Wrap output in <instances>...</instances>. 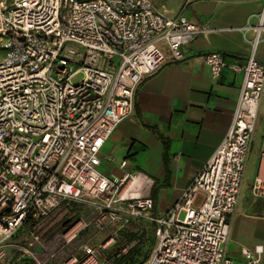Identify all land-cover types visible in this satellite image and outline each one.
<instances>
[{
	"label": "built area",
	"instance_id": "1",
	"mask_svg": "<svg viewBox=\"0 0 264 264\" xmlns=\"http://www.w3.org/2000/svg\"><path fill=\"white\" fill-rule=\"evenodd\" d=\"M231 29L246 40L254 33L244 64L228 65L217 51L201 57L214 78L226 66L242 73L232 121L180 198L156 213L142 185L125 188L134 174L101 172V149L134 113L139 84L215 29L151 0H0V264L22 256L31 264H110L128 247L108 253L113 237L94 241L133 218L146 219L155 239L141 264H234L226 252L230 217L264 98V63L255 56L264 5ZM258 198L260 175L251 186V200ZM19 232L23 244L13 241ZM262 251L242 246L240 255L262 264Z\"/></svg>",
	"mask_w": 264,
	"mask_h": 264
},
{
	"label": "crops",
	"instance_id": "2",
	"mask_svg": "<svg viewBox=\"0 0 264 264\" xmlns=\"http://www.w3.org/2000/svg\"><path fill=\"white\" fill-rule=\"evenodd\" d=\"M151 1L168 15L181 13L192 22L206 23L215 29L196 36L184 46L181 60H169L139 84L134 113L116 126L101 149V172L116 177L124 172L134 174L125 188L142 185L140 194L149 195L153 211L162 213L175 204L209 160L232 121L237 101L242 73L226 66L214 78L201 56L217 51L228 65L244 64L254 33L247 32L246 40L241 32L231 28L243 26L249 16L258 14L264 0ZM256 21V16L251 17L252 23ZM161 48L169 57V50ZM255 56L264 63V40L258 43ZM259 108L238 202L230 217L226 252L234 264H245L240 255L242 246L253 249L258 245L263 249L264 264V198L251 200L254 178H264V157L260 153L264 112H259ZM198 199L201 195H197ZM122 239L128 248L136 243ZM13 241L23 244L22 234L19 232ZM133 263L136 261L129 264ZM16 264H31V260L22 256Z\"/></svg>",
	"mask_w": 264,
	"mask_h": 264
},
{
	"label": "rangeland",
	"instance_id": "3",
	"mask_svg": "<svg viewBox=\"0 0 264 264\" xmlns=\"http://www.w3.org/2000/svg\"><path fill=\"white\" fill-rule=\"evenodd\" d=\"M81 77V75H77L74 77V81H77L79 78ZM259 112H264V100L262 101L260 108H259ZM200 202V200H196V204H198ZM60 222L58 221V223L55 225L56 226V231L59 232V230H62L63 225L59 224ZM115 227L113 226H108L106 227L97 237V239L94 241V243H100L102 241H107L110 238L113 237V240L111 241V243L105 248L104 251L108 252V253H112L114 251H118L119 249L123 248L126 244L128 243H124L122 240V237H126V234H130V233H135L136 235H143L144 236V244H143V252L147 251L149 248L151 249L153 246H150V239L152 238L154 239V236L152 235V225L146 221V219L144 218H133L131 220V222L129 223L128 226H125L123 228H121L117 234L114 233ZM120 231L122 232V234H120ZM119 234L121 235V237L119 236ZM149 249V251H150ZM149 254V253H148Z\"/></svg>",
	"mask_w": 264,
	"mask_h": 264
},
{
	"label": "trees",
	"instance_id": "4",
	"mask_svg": "<svg viewBox=\"0 0 264 264\" xmlns=\"http://www.w3.org/2000/svg\"><path fill=\"white\" fill-rule=\"evenodd\" d=\"M126 235L127 236L125 238L127 239V241L136 240V243L130 248H128L126 252L121 253L117 257H114L110 264H129L130 262L132 263L133 261H136V263L133 264H141L148 257L150 248L145 252H143L142 250L144 244V240H143L144 236L141 234L136 235L135 233H130L129 235L128 234ZM151 245L152 246L154 245V240L152 238L150 239V246ZM135 256H137L136 259H134Z\"/></svg>",
	"mask_w": 264,
	"mask_h": 264
},
{
	"label": "bare ground",
	"instance_id": "5",
	"mask_svg": "<svg viewBox=\"0 0 264 264\" xmlns=\"http://www.w3.org/2000/svg\"><path fill=\"white\" fill-rule=\"evenodd\" d=\"M132 182V181H131Z\"/></svg>",
	"mask_w": 264,
	"mask_h": 264
}]
</instances>
